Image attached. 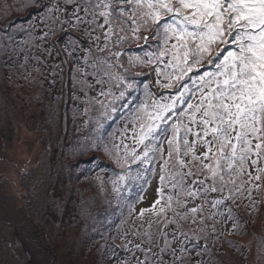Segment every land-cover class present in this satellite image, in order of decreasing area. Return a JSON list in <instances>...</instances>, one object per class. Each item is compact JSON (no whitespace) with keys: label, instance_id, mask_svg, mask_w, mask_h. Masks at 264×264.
I'll list each match as a JSON object with an SVG mask.
<instances>
[{"label":"rangeland","instance_id":"obj_1","mask_svg":"<svg viewBox=\"0 0 264 264\" xmlns=\"http://www.w3.org/2000/svg\"><path fill=\"white\" fill-rule=\"evenodd\" d=\"M41 1L34 0L35 5ZM30 2L31 0H0V224L11 227L12 234L15 232L23 243L28 255L24 254L23 249H20V255L27 259V263L137 264V260H144L143 250L151 247L152 251L148 253L150 264H264L263 184L259 189L258 200H251L247 196L237 195L238 193H234L235 199H229L230 203L236 205L238 213L240 207L249 212V215H238L241 223L235 222L230 212H226L221 206L213 207L214 194L210 192L206 198L195 200L189 198L186 207L177 209L184 213L192 207L202 205V211H198L195 215L189 213L187 219L178 220L179 228L176 224H169L167 228H163V216L159 217L160 225H158L157 213L164 206L163 200L160 205L152 209V205L159 198L157 189L160 181L157 163L154 164L153 177L147 186V182L137 173L139 168L135 165L131 166V177L126 181V186L132 192L128 199L120 182L116 185L119 191H113V181L124 172L116 165L112 156L105 153L104 147L111 148L113 144L118 145L123 132L118 131L116 135L108 132V137H102L107 129L104 130L98 122L102 117L103 123L107 125L112 117L116 116V119L121 116L129 117V112L127 109H120L119 102L116 113H111L110 109L106 112L104 106L111 98L101 96L100 93L111 90L118 95L117 89L112 86V82L103 77L102 73L92 67L94 61L91 55L85 52L82 56V53H79L85 43L75 45L73 48L69 45L71 37L60 38L63 34L59 33L60 25L54 17L66 20L64 12L61 13L63 5L57 6L60 9L57 12V7L48 10L44 7L46 4L41 2L40 7H35L37 9L30 20L29 16L33 9L25 7ZM53 3H56L55 0ZM71 13L72 10H68L67 14ZM52 28L57 30V36L51 35L49 30ZM64 28L66 30V27ZM45 33H49L46 38ZM75 35L73 33V36ZM81 39L85 38L82 36ZM150 43V41L145 43L143 40L130 39L129 45L120 50L123 53L121 62L126 64L129 55L146 59L148 50H151V53L155 51V47L149 46ZM131 45L138 47L131 48ZM66 48L71 54L65 51ZM93 54L102 55L96 50ZM144 68L149 69L150 66ZM204 70L200 69V73ZM148 72L151 74L150 70ZM189 75L195 78L197 73ZM134 77L139 79L136 75H130L128 79L133 81ZM101 79L104 82L98 83L97 81ZM160 79L161 82H165L163 76ZM185 82L191 85L187 77ZM149 83L154 87L155 94L159 98L175 92V89L155 86L153 75L149 77ZM130 91L128 100L134 109L145 98L139 97L137 92L133 94L132 90ZM89 115H96V118H90ZM125 127L131 129L132 124L126 123ZM131 135L129 131L124 138V142H130V145L132 141L127 137ZM110 138L113 139V144L109 141ZM97 145L99 150L96 148ZM79 146H85L82 151L84 149L92 151L91 154L94 155L92 160L104 158L103 168L108 165L107 175L95 178L90 192L93 193V198L90 201L115 197L116 205L122 209L124 215L123 219L117 220L111 227L105 224H100L98 227L99 221H97L93 234L98 237L79 236L76 247L79 244L85 247L80 251L84 257H80L79 250L78 256L66 253L65 247L60 246L63 239H58L59 243L58 240L52 243L47 239H32L22 233L18 234L14 224L2 221L5 214L17 208L21 210L29 208L22 214L30 213L35 209L43 210L37 201L38 197L32 195L34 192H37V195L43 192L48 200H52V194L64 189V178L60 177L64 174L61 171L68 174L76 172L79 169V160L85 157L82 155L77 157L78 153L75 150ZM62 148L64 156L60 157L59 154L60 159H58V151L61 152ZM73 162L76 165H72ZM261 166L264 167V164ZM89 171L97 172L91 168ZM225 191L227 196L228 189L225 188ZM134 192L136 194H133ZM169 194L172 193L165 188V196ZM240 202L244 205L242 206ZM129 208L131 210L128 213ZM104 209V205H99L98 211ZM141 209H149V211L141 216ZM93 215L94 212L83 213L81 220L84 222ZM166 215L168 219L173 217L171 210H168ZM108 221L110 222L109 219ZM35 224L41 225V222L36 220ZM149 224H151L150 228ZM233 225H236L235 229ZM158 227H160L159 232ZM148 232L152 234V244L148 243L145 235ZM162 232L167 233L170 247L161 256L160 248L164 247ZM48 233L62 238L54 231L51 233L49 229ZM174 233L175 239H173ZM4 236L12 240L11 235L4 234ZM1 239L3 241L0 236ZM136 245H140V248L138 249ZM95 253L98 256L92 259ZM179 257L183 260L178 259ZM0 264H9L5 248L1 243Z\"/></svg>","mask_w":264,"mask_h":264},{"label":"snow or ice","instance_id":"obj_2","mask_svg":"<svg viewBox=\"0 0 264 264\" xmlns=\"http://www.w3.org/2000/svg\"><path fill=\"white\" fill-rule=\"evenodd\" d=\"M25 7L34 9V0ZM54 20L60 25V38L71 37L70 46L88 43L85 51L92 56V67L117 89L118 95L111 90L100 93L111 98L104 106L106 112L116 113L117 102L120 109L129 112L132 128L125 127L121 143L131 131L127 138L132 145L123 144L122 152L116 144L104 147L126 173L113 181V191H119L118 182L131 177L132 165L150 167L157 163L159 198L152 209L164 201L157 213L158 225L159 217H164L163 228L169 224L179 228L178 220L202 211V205L178 211L187 206L189 198H206L210 192H218L221 199L212 202L216 207L235 199L234 193L248 191L251 196L253 190L259 191L264 184V0H78L70 19ZM65 24L71 32L65 30ZM49 31L58 35L55 28ZM149 31L151 37L140 34ZM97 32L103 35V47L100 35H93ZM73 33H82L85 39ZM150 38L161 42L155 53H147L146 59L129 55L126 64L121 62L119 48L124 43L129 39L147 43ZM93 41L102 55L93 54ZM145 66L156 72L158 86L175 92L155 98L145 85V100L133 109L128 97L136 85L128 75L132 68ZM168 68L171 73L165 71ZM202 68L205 70L200 73ZM190 73L197 75L193 78ZM186 77L191 85L185 82ZM96 148L99 150V145ZM165 188L172 194L165 196ZM225 188L227 196L223 195ZM168 210L172 219L167 218ZM146 211L149 209H141L140 215ZM145 235L152 244V234ZM161 235L162 256L170 245L167 233ZM143 251L144 260H137V264H150L151 247Z\"/></svg>","mask_w":264,"mask_h":264},{"label":"trees","instance_id":"obj_3","mask_svg":"<svg viewBox=\"0 0 264 264\" xmlns=\"http://www.w3.org/2000/svg\"><path fill=\"white\" fill-rule=\"evenodd\" d=\"M41 2H44L47 5L48 10L62 4L63 7L61 8V13L64 12V19H70L71 14L74 11V8L78 6V0H55L56 3H53V0H42ZM41 2L38 5H36L37 8L41 6ZM79 6L82 9L83 6L82 5H79ZM37 8H34V9L32 8L33 12H31L29 16L30 20L33 17L32 15L36 11ZM68 10L69 11L72 10V13L65 15V13H67ZM80 15H83V11L80 12ZM48 18L52 20V17L50 15H48ZM30 20H29V23H30ZM64 27H66V31L71 32V29L69 28L67 24H65ZM106 30L107 29H105V31ZM75 34L80 35L81 38L83 36L82 33H75ZM140 34L147 35L149 37L152 36L151 31L147 33L141 32ZM93 35L94 36L100 35L99 43H100V46L103 47V42H104L103 35H101L99 32L93 33ZM113 39H115V37H113ZM128 41L124 43L122 47L119 48V50L125 48L126 45H129ZM132 41H135V40H132ZM149 41L151 42L149 46L153 48L155 47V51H154L155 53L157 49L161 47V42L154 38H150ZM87 44L88 43L85 42L84 48L82 47V49L79 51V53L80 52L82 53V56L85 55V52H86L85 49L89 46ZM91 47H92V52L94 53V51L96 50L95 41L92 42ZM135 47H138V45H131V48H135ZM150 51L151 50H148V53H151ZM87 55L89 54L87 53ZM132 56H136V55H132ZM151 67L152 66H150L149 69L144 68V67L132 68L131 73H136V72L141 73V75L137 76L139 79H137L136 77H134L133 79L136 85L135 88L132 90L133 94L137 92V94L140 95L139 97L145 98V85H148V90L154 94L155 98H159L158 95L155 94L154 87L151 85V83H149V77L151 75L154 76V82L158 79L156 72L151 71ZM161 67L163 66L161 65ZM149 70L151 71V74L148 72ZM165 71L168 73H171L172 69L168 68V69H165ZM131 73L128 75V77L132 75ZM155 86H157L156 83H155ZM89 116L90 118H96V115H93V116L89 115ZM128 119H129L128 116H121L117 119L115 116L110 119L107 125H105V123H103V118L101 117L98 123L99 125H102V128H104V130L107 129V132L104 133L102 137L107 136L108 132L114 135H116L118 131L123 132L125 129L124 128L125 124L128 123ZM90 129L92 130V128ZM109 141L112 144L114 143L113 139L111 138L109 139ZM123 144H128L129 146H131L130 142L128 143L124 142V139H123V143H121V139H120V141L118 142V145L120 146L121 152L123 151ZM84 147L85 146H79L75 150L78 153L77 157H80L81 155L82 157L85 156L83 159L79 160L80 161L79 169L76 170V172H73L72 174H68L65 171H61V173L64 175H60V177L64 178V183H65L64 189L61 192L59 191L56 194H52L51 195L52 200H48V197H46L43 192L41 195H37V192H34V194L32 195V197L34 195L38 197L37 201L39 204H41L40 207H42L43 210L35 209L34 211H31L30 213L22 214L23 211L28 210L29 208L25 210H21V208H17L15 211L5 214L2 221L14 224L17 227L18 234L22 233L24 236L30 237L32 239H35V238H41L42 240L47 239L48 242L51 241L52 243H54L55 240L63 239V241L60 242L62 243L60 244V246L65 247V250H67L66 253H71L74 256L75 255L78 256V250H79L80 257H84V254L80 251H83L85 247L82 246V244H79V246L81 247L79 246H77L78 248L76 247V240H78L79 236L85 235V237H90V238L92 236L98 237L96 234H93V232L95 231L94 226L97 225V221H99L98 227L100 226V224H105L107 227H111L114 223H116L117 220L119 221L124 218L122 209L116 205L115 197L112 199L106 198L101 201H90V199L93 198V195H92L93 193H90L93 187V182L95 178H98V177L102 178V177H105V175H107L106 171H107L108 165H106V167L103 168L104 158L101 160H92V156H94L91 154L92 151H90L89 149H84L82 151ZM63 151H64L63 148L61 152L58 151V155H57L58 159H60L59 154H60V157L64 156L62 154ZM68 153L70 154V151ZM88 154H91V155H88ZM154 164L155 162L150 167L146 165H139V166L135 165L136 168H139L137 169V173L140 175V177H142V180L144 179L145 182H147L146 186L148 185L150 179H152L153 177L152 171H153ZM72 165H76V163L73 162ZM90 168L92 170H96L97 172L89 171ZM123 174H126V173H123ZM126 181L120 182V186L122 187L124 194L126 198L128 199V197L131 196L132 192L126 186ZM253 183H259V182L254 181ZM245 187L247 188L248 185H246ZM226 193L227 191H224L223 195L225 196ZM133 194H136V193L134 192ZM213 194H214L213 200L221 199L220 193L217 192ZM259 194H260L259 191L253 190L251 192V196H249L248 191H244L243 194L238 193L237 195L247 196L251 200H258L257 198L260 196ZM230 200L225 201V203L220 204L219 206H221L226 212H229V210H231L230 214L232 216V219H234L235 222L237 223H241L238 215H241V214L249 215L248 214L249 212L244 211L240 207V209H238L239 211L238 213L236 211V208H237L236 205L230 203L229 202ZM233 201L237 202V200H233ZM51 202H53L54 204H51ZM240 203L242 206L244 205L243 202H240ZM99 205H104L105 209L103 211H98ZM127 205L128 204L126 203L125 206ZM130 208L128 209V213L131 210ZM91 212H94V215L86 218L85 221L83 222L81 220L82 214L91 213ZM30 216L31 218H29ZM40 218L42 220H40ZM108 219L110 220V222L108 221ZM36 220L38 222H41V225L35 224ZM48 229L51 231V233L52 231H54L56 235H61L62 238L56 237L55 235L48 233ZM58 243H59V240H58ZM45 250L47 253H49L46 248ZM95 254L96 255H92V259L98 256L97 253Z\"/></svg>","mask_w":264,"mask_h":264},{"label":"bare ground","instance_id":"obj_4","mask_svg":"<svg viewBox=\"0 0 264 264\" xmlns=\"http://www.w3.org/2000/svg\"><path fill=\"white\" fill-rule=\"evenodd\" d=\"M4 234L11 235L12 240L5 237ZM0 236L4 239V242H5L4 243L5 255L8 259V263L9 264H25L27 262V259L20 255L21 248L20 246H18L17 243H15V240L12 234V228L0 225Z\"/></svg>","mask_w":264,"mask_h":264},{"label":"water","instance_id":"obj_5","mask_svg":"<svg viewBox=\"0 0 264 264\" xmlns=\"http://www.w3.org/2000/svg\"><path fill=\"white\" fill-rule=\"evenodd\" d=\"M0 225H3V226H5V227H9V226H7L6 224H0ZM13 238H14V240H15V243H17L18 246H20V248L23 249L24 254H25V255H28L27 250L24 248L25 246H24L23 243L18 239V237H17V235H16L15 232L13 233ZM0 243H1L2 247L5 248V245H4V243H5V242H4V239H3V241H2V239H1V240H0ZM25 264H28V263L26 262Z\"/></svg>","mask_w":264,"mask_h":264}]
</instances>
